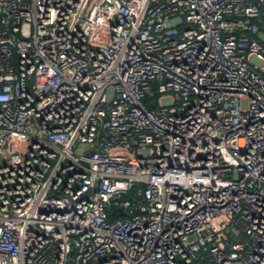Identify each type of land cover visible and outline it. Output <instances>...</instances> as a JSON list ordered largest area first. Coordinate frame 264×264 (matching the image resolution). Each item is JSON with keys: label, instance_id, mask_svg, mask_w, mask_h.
I'll use <instances>...</instances> for the list:
<instances>
[{"label": "built area", "instance_id": "obj_1", "mask_svg": "<svg viewBox=\"0 0 264 264\" xmlns=\"http://www.w3.org/2000/svg\"><path fill=\"white\" fill-rule=\"evenodd\" d=\"M0 264H264V0H0Z\"/></svg>", "mask_w": 264, "mask_h": 264}, {"label": "water", "instance_id": "obj_2", "mask_svg": "<svg viewBox=\"0 0 264 264\" xmlns=\"http://www.w3.org/2000/svg\"><path fill=\"white\" fill-rule=\"evenodd\" d=\"M111 208H112V212L113 213H115L116 211H118V212H120V214L122 215V216H125L126 215V212H124L122 209H120V208H118L117 207V205L115 204V203H113L112 205H111Z\"/></svg>", "mask_w": 264, "mask_h": 264}]
</instances>
